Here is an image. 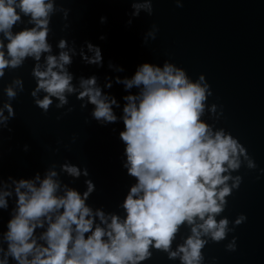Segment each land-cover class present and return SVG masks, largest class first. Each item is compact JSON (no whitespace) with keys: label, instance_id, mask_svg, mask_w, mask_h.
<instances>
[{"label":"clouds","instance_id":"9594fccd","mask_svg":"<svg viewBox=\"0 0 264 264\" xmlns=\"http://www.w3.org/2000/svg\"><path fill=\"white\" fill-rule=\"evenodd\" d=\"M175 3L177 8L183 7L182 0ZM130 7L128 26L142 12L153 15V0H131ZM57 11L68 20L70 9L58 6L55 0H0V79L6 69L21 68L32 58L31 76L36 86L30 95L44 114L53 98L59 101L56 107L63 108L68 95L77 94L82 109L93 106L91 118L98 126L122 124L123 130L118 132L124 146L121 167L135 183L117 205L126 213L122 217L88 204L96 186L87 167L65 160L30 178L9 175L5 179L0 174V210L8 211L10 217L6 230L0 232V264H142L151 258L150 248L168 253L170 260L179 258L180 264H204L202 249L210 241L218 244L225 240L247 220L241 214L229 227V219L217 217L243 181L233 173L245 162L248 170H256L254 159L231 133L205 121L206 115L214 121L223 115L222 107L217 113V104H207L213 93L205 76L193 81L183 68L168 60L162 66L142 63L130 78L105 76L103 85L95 75L81 76L77 87L69 71L73 58L103 68L102 50L90 41L78 49L75 40L70 45L62 38L58 54H51L48 38ZM25 19L31 27L14 33V27L24 25ZM100 23L106 24L107 17L102 16ZM68 28L65 23L62 30ZM158 31L153 24L142 43L155 40ZM43 54L47 55L42 65ZM108 68L115 73L125 71L111 61ZM113 84L122 85L129 94L118 101L105 91ZM132 89L138 92L132 94ZM23 91L21 78L3 88L6 100L0 105V131L12 132V101ZM121 108L122 114L117 116L115 110ZM23 151H29V146L24 145ZM63 176L71 178L70 182L65 183ZM82 177L85 191L80 192L71 184ZM10 201L13 206L9 211ZM182 227L190 228L191 234L171 251ZM236 250L233 237L226 251Z\"/></svg>","mask_w":264,"mask_h":264},{"label":"water","instance_id":"95a60500","mask_svg":"<svg viewBox=\"0 0 264 264\" xmlns=\"http://www.w3.org/2000/svg\"><path fill=\"white\" fill-rule=\"evenodd\" d=\"M55 2L70 12L67 21L59 11L52 15V33L48 38L51 54H58L57 45L62 38L70 45L75 40L78 49L84 41H90L102 50L103 68L88 66L78 56L73 58L69 71L77 87L81 76L95 75L103 85L105 76L130 78L138 65L147 62L162 66L165 60L183 68L193 81L200 75L205 76L213 93L207 104H217V113L220 107L223 109L218 121L207 115L205 121L237 138L254 159L257 169L248 170L245 162L238 173H233L242 176L243 181L228 198V205L217 220L226 217L229 227L241 214L247 220L235 227L225 240L218 244L210 241L202 249L204 264H264V174L261 173L264 170V0H182V8L176 7L175 0H153V15L149 17L142 12L131 26L127 25L131 0ZM102 16L107 17L106 24L100 23ZM65 23L69 28L62 30ZM153 24L159 29L156 39L144 45V33ZM25 26L31 27L26 19L24 25L14 27V33ZM101 36L106 39L101 40ZM46 55H42V65ZM109 61L125 71L112 72ZM34 63L32 58H27L21 68L6 69L5 77L0 79V105L6 100L5 86L15 78H21L24 83V91L12 101L15 111V118L9 122L12 132L0 131V174L5 179L9 175L30 178L37 171L43 174L52 163L59 165L67 160L89 170V178L96 186L89 205L125 216L117 205L123 203L135 180L121 167L124 146L118 132L123 130V125L98 126L91 118L93 106L89 104L82 109L77 94L68 95V104L63 108H57L59 101L53 98L48 113L44 114L30 95L36 86L31 76ZM105 91L118 101L129 94L122 85L116 84ZM130 91L138 92L137 89ZM43 95L40 93L41 98ZM70 108L74 110L69 112ZM115 112L120 116L122 108ZM24 145L29 146V151H23ZM61 179L65 183L71 180L66 176ZM83 179L71 186L85 191ZM9 203L10 211L13 205L12 201ZM9 218L8 211L0 210V232L6 230ZM190 234V228L182 227L170 250L175 251ZM233 237L237 250L228 252L226 245ZM150 252L151 258L142 264H180L179 258L170 260L162 250L150 248Z\"/></svg>","mask_w":264,"mask_h":264}]
</instances>
